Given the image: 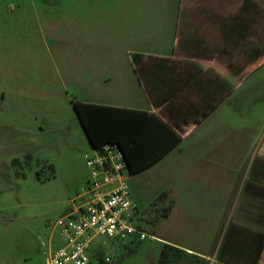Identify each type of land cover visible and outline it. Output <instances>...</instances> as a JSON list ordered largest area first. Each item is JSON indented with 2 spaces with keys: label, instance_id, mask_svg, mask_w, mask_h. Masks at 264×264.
I'll use <instances>...</instances> for the list:
<instances>
[{
  "label": "crops",
  "instance_id": "crops-1",
  "mask_svg": "<svg viewBox=\"0 0 264 264\" xmlns=\"http://www.w3.org/2000/svg\"><path fill=\"white\" fill-rule=\"evenodd\" d=\"M80 2L114 18L86 24L75 42L115 50L79 54L80 69L66 71L77 101L158 115L178 136L170 149L202 128L200 161L176 169L170 226L153 234L166 264H264V137L252 162L218 164L209 125L234 68L264 64V0Z\"/></svg>",
  "mask_w": 264,
  "mask_h": 264
},
{
  "label": "rangeland",
  "instance_id": "rangeland-1",
  "mask_svg": "<svg viewBox=\"0 0 264 264\" xmlns=\"http://www.w3.org/2000/svg\"><path fill=\"white\" fill-rule=\"evenodd\" d=\"M113 16L90 13L80 0H0V264H43L42 249L59 239L54 223L88 184L92 146L72 103L82 92L66 71L80 69L79 54L115 50L75 42L86 24ZM250 65L234 68L218 93L234 88L209 124L218 164L252 162L264 137V64ZM201 132L131 176L136 224L148 232L169 228L176 169L200 161ZM106 240L90 264H160L166 247L156 238Z\"/></svg>",
  "mask_w": 264,
  "mask_h": 264
},
{
  "label": "built area",
  "instance_id": "built-area-1",
  "mask_svg": "<svg viewBox=\"0 0 264 264\" xmlns=\"http://www.w3.org/2000/svg\"><path fill=\"white\" fill-rule=\"evenodd\" d=\"M86 165L88 184L54 223L60 243L50 241L42 249L43 264H90L91 258L105 249L106 239L155 238L136 224L139 208L131 193L132 174L120 147L115 143L92 147Z\"/></svg>",
  "mask_w": 264,
  "mask_h": 264
},
{
  "label": "trees",
  "instance_id": "trees-1",
  "mask_svg": "<svg viewBox=\"0 0 264 264\" xmlns=\"http://www.w3.org/2000/svg\"><path fill=\"white\" fill-rule=\"evenodd\" d=\"M73 106L92 147L117 144L132 175L149 168L163 156L161 154L169 152L172 142L178 139L170 126L153 113L77 100L73 101ZM160 264H166V252H163Z\"/></svg>",
  "mask_w": 264,
  "mask_h": 264
}]
</instances>
